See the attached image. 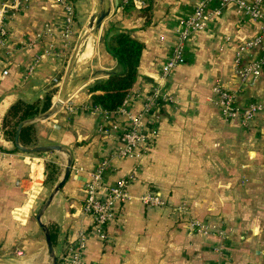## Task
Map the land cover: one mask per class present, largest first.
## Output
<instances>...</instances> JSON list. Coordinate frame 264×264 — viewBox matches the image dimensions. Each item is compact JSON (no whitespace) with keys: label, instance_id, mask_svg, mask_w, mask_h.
I'll use <instances>...</instances> for the list:
<instances>
[{"label":"crops","instance_id":"0c3cea01","mask_svg":"<svg viewBox=\"0 0 264 264\" xmlns=\"http://www.w3.org/2000/svg\"><path fill=\"white\" fill-rule=\"evenodd\" d=\"M13 1L0 0V7ZM67 1L71 26L54 0H21L16 12L4 14L0 262L45 264V239L36 217L65 168V154L18 152L14 135L20 122L9 139L3 120L17 103L18 116L26 111L25 120L35 119L55 102V83L72 88L86 80L50 120L29 123L19 134L23 147L59 146L71 159L68 181L41 218L51 234L57 264L81 234L86 237L82 264H264V110L244 126L237 118L225 120L208 103L216 80L235 94L242 110L264 100V73L254 86L243 85L234 66L235 51L257 36L260 22L243 17L233 5L225 7L191 36L184 64L164 81L159 78L161 68L171 57L180 22L192 14L197 0H119L116 11L111 0H105L110 13L97 44L95 36L84 35L94 20L95 1ZM147 6L151 13L145 18L140 11ZM215 7L209 4L207 10ZM111 28L132 30L131 36L143 45L127 112H141L157 86L166 96L154 116L144 120L149 132L155 117L157 135L136 160L115 156L122 146L121 133L129 126L127 116L107 113L91 98L94 83L123 71L102 39ZM257 55L254 51L245 56L239 68ZM50 98L52 105L46 108ZM104 160L105 186L134 175L129 199L114 206L106 241L98 238L82 207L86 175ZM149 193L162 205H143L140 198ZM182 205L188 214L178 212ZM187 218L211 228L210 235L190 233ZM220 230L223 239L216 235Z\"/></svg>","mask_w":264,"mask_h":264},{"label":"built area","instance_id":"2783aa9c","mask_svg":"<svg viewBox=\"0 0 264 264\" xmlns=\"http://www.w3.org/2000/svg\"><path fill=\"white\" fill-rule=\"evenodd\" d=\"M58 5L62 6L67 13L68 26L72 24V9L67 0H54ZM264 0H197L193 6L192 14L180 22L179 31L175 38L171 57L161 68L159 78L167 81L171 78L174 70L184 64V51L188 40L194 33L203 31L208 24L216 20L222 10L233 5L237 12L243 17L260 22L259 32L256 37L240 44L235 51L234 66L239 83L254 86L264 73V11L261 9ZM21 4V0H14L11 4H3L0 7V44L6 34L4 24V14L8 10L16 12ZM209 4H216L214 9L207 10ZM257 51L258 55L248 60L246 64L239 68L243 58L252 52ZM7 75V71L3 72V76ZM157 86L153 89L151 95L146 99L143 110L137 114L128 113L126 108L129 96L124 100L121 107L116 113L127 116L129 126L123 130L120 136L122 143L121 148L117 150L115 156L119 159H139L143 151L148 145L154 141L156 131L155 117L152 118L151 130L145 129L144 120L154 116L161 104L165 102L166 96ZM208 103L219 109L221 116L225 120L234 118L240 119L242 125H248L254 116L264 110V100L261 103H253L243 110L237 106L235 94L224 88L219 80H216L211 88V96ZM0 154L2 151L0 150ZM108 161L104 160L100 163L97 170L89 172L86 175V184L84 189V199L82 203L83 212L92 220V229L98 238L102 241L107 240L106 228L114 217V206L123 203L129 199L128 187L134 181V175L118 180L114 185L105 186L102 183L103 171L107 168ZM145 206L162 205L160 199L152 193L146 194L140 198ZM178 212L186 215L188 210L185 205L177 208ZM190 233H196L203 237L210 235L211 228L194 219H186L184 222ZM216 235L219 238H225L223 231L220 230ZM86 237L81 234L76 242L59 256L58 264H82V252L85 247ZM222 246L218 247L219 252ZM57 264V260H56Z\"/></svg>","mask_w":264,"mask_h":264},{"label":"trees","instance_id":"16d2710c","mask_svg":"<svg viewBox=\"0 0 264 264\" xmlns=\"http://www.w3.org/2000/svg\"><path fill=\"white\" fill-rule=\"evenodd\" d=\"M150 7L147 6L140 11L145 18L151 13ZM132 32V30L111 28L107 29L102 36L107 52L123 69L122 73L110 74L106 79L94 83L90 89L92 100L107 113H114L121 107L137 79L143 45L131 36ZM49 106L50 99L45 107ZM20 107V103L14 105L3 120L2 128L9 139L13 136L15 126L29 115V112L25 111L18 116ZM48 169L54 172L53 166L49 165Z\"/></svg>","mask_w":264,"mask_h":264},{"label":"water","instance_id":"95a60500","mask_svg":"<svg viewBox=\"0 0 264 264\" xmlns=\"http://www.w3.org/2000/svg\"><path fill=\"white\" fill-rule=\"evenodd\" d=\"M96 7H97V19L95 21L94 27L92 28V32L90 33L89 36H99L102 25L105 21V19L108 17L110 13V9L107 8L105 4V0H94ZM113 10L116 11L118 8L119 0H111ZM94 51L96 53V46L94 47ZM95 63L96 61V56L94 58ZM83 83L86 82V80L82 81ZM64 102V98H61L58 102H55L51 108L41 116L31 119V120H25L22 121L18 124L15 130V135H14V146L15 149L23 154H28V155H33V154H43V153H60V154H65V168L63 175L59 182L54 186L50 194L48 195L47 199L45 200L43 206L39 210V213L36 217V222L40 230L42 231L45 239V246H46V253H47V258H48V264H56V255L54 252L53 248V242L51 238V234L48 230V228L41 222V218L45 212V210L48 208L50 205L51 201L53 200L54 196L59 193L65 183L68 181L70 177V172H71V159L69 156V153L67 151H64L61 147L59 146H36V147H23L19 143V134L25 125L32 123V122H47L50 120L61 108L62 104Z\"/></svg>","mask_w":264,"mask_h":264},{"label":"rangeland","instance_id":"374dc122","mask_svg":"<svg viewBox=\"0 0 264 264\" xmlns=\"http://www.w3.org/2000/svg\"><path fill=\"white\" fill-rule=\"evenodd\" d=\"M95 8H96V6H95ZM95 16H96V12H95ZM95 16H94V18H95ZM100 34H101V32H100ZM98 39H99V37L96 36V44H97ZM83 85L84 84L81 82L78 85L77 84H74L72 86V88L71 87L70 88H64L63 85L58 84V82L55 83L54 84V90H53L54 101L55 102H58L59 100H61V98H64V102H63V104H64L66 102L67 98L70 95H72L74 92H76L77 90H79L81 87H83ZM63 104H62V106H63ZM50 105H52L51 104V98H50ZM0 264H18V263L0 262ZM45 264H48L47 255H46V262H45Z\"/></svg>","mask_w":264,"mask_h":264},{"label":"bare ground","instance_id":"6f19581e","mask_svg":"<svg viewBox=\"0 0 264 264\" xmlns=\"http://www.w3.org/2000/svg\"><path fill=\"white\" fill-rule=\"evenodd\" d=\"M96 19H97V9H96V16H95V18H94V20L92 21V22H90L86 27H85V34L84 35H90V33L92 32V28L94 27V24H95V21H96ZM90 37V36H89ZM88 37V38H89ZM96 37V36H95ZM87 38V39H88ZM86 39V40H87ZM85 40V41H86ZM79 53H80V51H79ZM79 55V54H78ZM78 59V58H77ZM76 63H77V61H76ZM77 68V67H76Z\"/></svg>","mask_w":264,"mask_h":264}]
</instances>
